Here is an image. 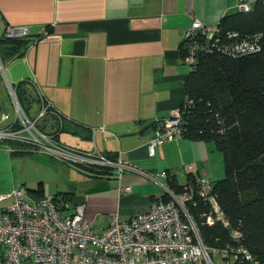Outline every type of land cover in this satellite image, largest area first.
I'll list each match as a JSON object with an SVG mask.
<instances>
[{
  "label": "crops",
  "instance_id": "1",
  "mask_svg": "<svg viewBox=\"0 0 264 264\" xmlns=\"http://www.w3.org/2000/svg\"><path fill=\"white\" fill-rule=\"evenodd\" d=\"M264 0H244L252 7ZM240 0H0V101L12 106L9 87L35 79L42 97L67 124L63 144L97 150L129 164L122 178H91L34 147L11 141L0 147V194L25 187L33 198L87 205V218L98 234L113 215L128 221L167 197L170 180L177 188L189 176L215 183L225 176V158L214 142L188 136L165 144L149 156L147 143L174 109L187 98L192 67L185 60L184 38L196 22L208 29L202 46L222 30L228 16L240 13ZM25 30L28 47L20 57L1 58L7 29ZM5 49V48H4ZM3 99V101H2ZM7 100V101H6ZM55 126V121L50 119ZM69 138V142H67ZM39 166L34 181L17 173L13 163L31 158ZM42 156V157H41ZM191 168V169H189ZM146 173L147 176L143 173ZM22 179H21V178ZM48 181L50 185H48ZM29 182L31 186L27 183ZM122 187L131 191L124 193ZM9 205H11V201ZM4 203L5 206L6 203ZM71 211L65 214H70ZM72 214V213H71ZM217 264L221 259L216 257Z\"/></svg>",
  "mask_w": 264,
  "mask_h": 264
},
{
  "label": "built area",
  "instance_id": "2",
  "mask_svg": "<svg viewBox=\"0 0 264 264\" xmlns=\"http://www.w3.org/2000/svg\"><path fill=\"white\" fill-rule=\"evenodd\" d=\"M252 4L240 0L239 10L249 12ZM7 29V38L24 36L25 30ZM208 34L200 22H196L184 38V60L195 69L198 57L205 52H239L249 55L260 50L261 35L240 36L217 28L214 39L203 48L201 42ZM227 42L229 45H223ZM3 63L0 60V71ZM40 95L39 108L26 110L19 100L16 88L9 87L12 98V114L0 107V138L18 141L42 149L54 160L80 171L88 177L111 179L115 173L122 178L129 164L123 158H112L97 150L86 151L66 146L60 142V134L67 125L55 106ZM186 98L184 104H190ZM182 108L174 109L162 128L147 143L149 156L154 158L165 144L185 136ZM55 121V126L50 124ZM45 126V129L42 128ZM1 143V142H0ZM191 169V168H189ZM140 173H143L140 171ZM147 176L146 173H143ZM163 178L172 176L162 172ZM167 197L151 204L147 212L128 221L117 215L109 220V226L98 234L87 218V205L73 208L66 200L50 197L33 198L25 187L14 188L10 193L0 194V255L2 264H260L249 248L241 242L237 233L231 235L233 244L211 247L203 241L190 207H206L200 217L207 226L217 223L230 227L218 197L212 194L213 182L206 177L187 178L181 188L166 186ZM124 193L131 188L122 187ZM11 201V205L4 203ZM71 211L70 214H65Z\"/></svg>",
  "mask_w": 264,
  "mask_h": 264
},
{
  "label": "trees",
  "instance_id": "3",
  "mask_svg": "<svg viewBox=\"0 0 264 264\" xmlns=\"http://www.w3.org/2000/svg\"><path fill=\"white\" fill-rule=\"evenodd\" d=\"M222 31L224 36L230 31L240 36L259 34L260 50L249 55L203 50L185 83L191 103L181 110L185 136L214 142L224 154L225 176L213 183L212 194L218 197L230 227L204 225L200 216L207 208L202 205L191 206L190 211L205 244L225 247L233 244L231 235L237 233L264 264V2L249 12L228 16ZM1 44L4 61L23 55L29 40L5 37ZM24 85L16 89L27 106L29 93ZM171 180L169 186L177 188Z\"/></svg>",
  "mask_w": 264,
  "mask_h": 264
},
{
  "label": "rangeland",
  "instance_id": "4",
  "mask_svg": "<svg viewBox=\"0 0 264 264\" xmlns=\"http://www.w3.org/2000/svg\"><path fill=\"white\" fill-rule=\"evenodd\" d=\"M2 101H3V99H2ZM6 104L7 105H6V110L5 111H7L10 114H12V106H11V103L9 105V103L7 101ZM0 107L4 108V105H3V103L1 101H0ZM69 141H70L69 138H67V142H69ZM30 157L31 158H27V160H26V158H23V157H17V158H19V160L18 161H15L13 163V165H14V167H17V173H20L21 174V171L23 170L24 173L22 175L28 177L29 180L34 181L36 178H38V175H39V173H38L39 166L37 165L36 160L33 159V157H36V156H32L31 155ZM74 171L77 172V175H80V171H77V170H74ZM27 183L29 184L30 187H34L35 188V186H31V184L29 182H27ZM48 185H50L49 181H48ZM55 187H56V185H53L52 188L50 186H48V195L49 196H50L51 189H54ZM48 195H47V197H49ZM9 204H10V202H7L6 203V205H9ZM1 263H2V259L0 257V264Z\"/></svg>",
  "mask_w": 264,
  "mask_h": 264
},
{
  "label": "flooded vegetation",
  "instance_id": "5",
  "mask_svg": "<svg viewBox=\"0 0 264 264\" xmlns=\"http://www.w3.org/2000/svg\"><path fill=\"white\" fill-rule=\"evenodd\" d=\"M28 85L31 87L30 91H28L29 95V105L25 106L22 101L21 105L26 109V110H37L39 108V100H40V95L38 94L36 90V86H31L30 83L28 82ZM17 91V89H16ZM18 95V94H17ZM9 113V112H8ZM10 114V113H9ZM43 129H45V126H42Z\"/></svg>",
  "mask_w": 264,
  "mask_h": 264
},
{
  "label": "bare ground",
  "instance_id": "6",
  "mask_svg": "<svg viewBox=\"0 0 264 264\" xmlns=\"http://www.w3.org/2000/svg\"><path fill=\"white\" fill-rule=\"evenodd\" d=\"M14 33L15 34H17V35H20V33L17 31V30H15L14 31ZM0 147H5L6 149H9L11 152H13V149H11V148H9V147H6V144L8 143V142H11V141H9L8 140V138L7 137H2V138H0ZM15 142H18V141H15ZM23 143L24 144H26V142H24L23 141ZM63 144V143H62ZM65 145V144H64ZM67 146V145H66ZM33 153H43V151H42V149H38V148H35L34 147V150H33ZM44 154V153H43ZM50 157V156H49ZM50 158H52V157H50ZM53 159V158H52ZM54 160V159H53ZM56 161V160H55ZM58 162V161H57ZM60 163V162H59ZM88 177V176H87ZM91 178H95V177H91ZM82 204H84V203H82ZM79 205H81V204H79ZM0 207H3V205L1 204L0 205ZM66 212H68V211H66ZM65 212V213H66ZM139 215V214H138ZM137 216V215H136ZM119 217V216H118ZM134 218V217H133ZM123 221V220H122ZM0 257H1V255H0ZM1 259H2V257H1ZM2 264V263H1Z\"/></svg>",
  "mask_w": 264,
  "mask_h": 264
},
{
  "label": "clouds",
  "instance_id": "7",
  "mask_svg": "<svg viewBox=\"0 0 264 264\" xmlns=\"http://www.w3.org/2000/svg\"><path fill=\"white\" fill-rule=\"evenodd\" d=\"M241 12H242V11H241ZM198 61H199V57H198ZM197 65H198V63H197ZM196 68H197V66H196ZM196 68H195V69H196ZM195 69H192V71H194ZM65 128H67V127L65 126ZM64 130H65V129H64ZM64 130H63V131H64Z\"/></svg>",
  "mask_w": 264,
  "mask_h": 264
},
{
  "label": "water",
  "instance_id": "8",
  "mask_svg": "<svg viewBox=\"0 0 264 264\" xmlns=\"http://www.w3.org/2000/svg\"><path fill=\"white\" fill-rule=\"evenodd\" d=\"M20 33V32H19Z\"/></svg>",
  "mask_w": 264,
  "mask_h": 264
}]
</instances>
